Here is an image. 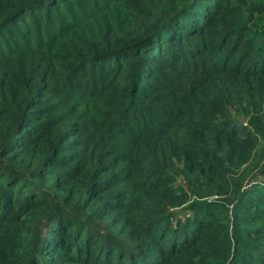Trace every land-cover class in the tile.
<instances>
[{"label":"trees","instance_id":"1","mask_svg":"<svg viewBox=\"0 0 264 264\" xmlns=\"http://www.w3.org/2000/svg\"><path fill=\"white\" fill-rule=\"evenodd\" d=\"M0 264H264V0H0Z\"/></svg>","mask_w":264,"mask_h":264},{"label":"water","instance_id":"2","mask_svg":"<svg viewBox=\"0 0 264 264\" xmlns=\"http://www.w3.org/2000/svg\"><path fill=\"white\" fill-rule=\"evenodd\" d=\"M242 121L244 122L245 121V118H242Z\"/></svg>","mask_w":264,"mask_h":264}]
</instances>
